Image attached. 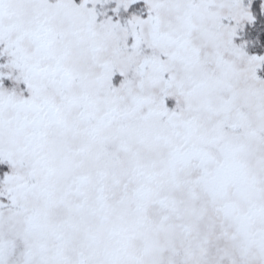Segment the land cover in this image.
<instances>
[{"label": "snow or ice", "instance_id": "6c2138e0", "mask_svg": "<svg viewBox=\"0 0 264 264\" xmlns=\"http://www.w3.org/2000/svg\"><path fill=\"white\" fill-rule=\"evenodd\" d=\"M0 264H264V0H0Z\"/></svg>", "mask_w": 264, "mask_h": 264}]
</instances>
